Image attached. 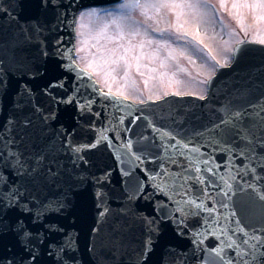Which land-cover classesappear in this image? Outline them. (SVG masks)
Masks as SVG:
<instances>
[{
  "label": "snow or ice",
  "instance_id": "6c2138e0",
  "mask_svg": "<svg viewBox=\"0 0 264 264\" xmlns=\"http://www.w3.org/2000/svg\"><path fill=\"white\" fill-rule=\"evenodd\" d=\"M100 14L95 38L111 47L99 51L115 62L139 69L161 47L202 60L191 95L207 111L141 101L125 115L73 59L80 21ZM226 17L240 38L214 54L206 39ZM252 44L264 52V0H0V264H109L106 252L127 264H264V62L241 55ZM101 148L113 164L93 172ZM84 190L90 217L74 211Z\"/></svg>",
  "mask_w": 264,
  "mask_h": 264
},
{
  "label": "rangeland",
  "instance_id": "374dc122",
  "mask_svg": "<svg viewBox=\"0 0 264 264\" xmlns=\"http://www.w3.org/2000/svg\"><path fill=\"white\" fill-rule=\"evenodd\" d=\"M136 15L137 19H143L138 13ZM107 19L100 14L80 21L83 26L80 28V42L77 43V48H80V63L95 73L104 89L109 90L110 85L112 91L123 93L138 101L157 93L162 97L165 92L169 94L176 91H200L201 81L206 78L205 70L200 67L202 60H197L194 65L186 57L172 59L168 57L167 50L161 47L154 59H142L138 69L135 60L130 64L123 60L115 62L110 56L101 53L99 46L111 47L107 41L95 38ZM245 23L252 24L251 20H246ZM237 32L239 26L236 21L226 17L223 32L218 31L212 40L206 39V43H209L216 54L219 49L231 47L240 38L236 35ZM248 39L251 40V36Z\"/></svg>",
  "mask_w": 264,
  "mask_h": 264
},
{
  "label": "water",
  "instance_id": "95a60500",
  "mask_svg": "<svg viewBox=\"0 0 264 264\" xmlns=\"http://www.w3.org/2000/svg\"><path fill=\"white\" fill-rule=\"evenodd\" d=\"M104 0H84L86 4L88 3H94V2H101ZM6 6V5H5ZM65 40H68L67 34L65 35ZM72 44H74V39L72 40ZM261 46L258 45H253L251 47L245 48V50L241 53L243 60L247 64H251L255 67H259L261 62H264V52H261L260 49ZM72 54L74 56L73 50ZM92 81V80H91ZM93 84H95L92 81ZM37 87H43V81L42 80H37L35 82ZM96 86V84H95ZM97 87V86H96ZM98 88V87H97ZM99 89V88H98ZM121 101H123V104L121 105V108L124 111L125 115H128L129 111L135 112L136 108H142L145 105L144 104H132L131 102L119 98ZM163 101H167L168 103H164ZM45 103H48V101H45ZM55 102L53 101V104ZM149 104L155 105V111L159 112L161 109H168L169 107L173 108H180V109H190L194 112H196L197 115H199L200 111H207V109H201L200 105L204 103V101H200L199 98L195 97H184V98H178V97H169L164 100H161L159 102H148ZM127 105H132V109H128ZM60 109V120L62 122L67 121V122H72L70 120V117L73 115L74 110L72 107L65 106L64 104H61L59 106ZM141 124V127H143V122H139ZM136 131H140V129H136ZM90 135V133L85 129L82 132L81 137H78V139H87V137ZM93 155H92V160L94 161L95 167L92 169L93 172H96L97 168H104L106 165H112L113 161L111 158L108 156L107 152L101 148L99 151L92 150ZM118 175L117 172L113 173V177L115 178ZM113 185H115V179L113 180ZM75 209L78 214L84 217H90L91 214V195L88 190H84L82 192H78L75 194ZM113 207H115V203H113ZM141 207H147L143 202H141ZM69 222H71V219H69ZM138 232H134L132 236L137 235ZM171 238L170 233L166 234L165 237H163V240L167 241L168 239ZM131 239V237H130ZM105 255L107 256L109 260V264H127V256L122 255V254H115L113 255L111 252H106Z\"/></svg>",
  "mask_w": 264,
  "mask_h": 264
}]
</instances>
